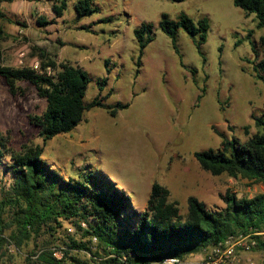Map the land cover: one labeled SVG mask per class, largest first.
I'll return each instance as SVG.
<instances>
[{
	"label": "rangeland",
	"instance_id": "rangeland-1",
	"mask_svg": "<svg viewBox=\"0 0 264 264\" xmlns=\"http://www.w3.org/2000/svg\"><path fill=\"white\" fill-rule=\"evenodd\" d=\"M63 1L66 10L58 17L53 7ZM77 1L1 2L0 12L6 19L0 18V25L8 34L2 43L3 63L12 68H35L39 61L33 47H41L58 63L69 62L89 73L86 103L112 91L108 104L130 106L116 118L102 109L86 112L74 131L45 144L30 116L42 115L47 101L25 82L19 84L26 89L25 95L12 96L0 78V138L8 141V147L19 152L24 145L41 146L44 161L65 179L101 172L141 213L146 211L154 183L169 190L170 202L178 203L185 217L190 197L218 212L226 208L227 193L248 198L263 194L264 184L226 174L213 176L194 156L219 149L221 134L247 142L258 132L252 116L264 115V83L257 80L253 63L263 57L260 38L264 28H257L256 16H247L234 6V0H92L100 12L78 20ZM183 13L194 22L204 17L210 21L201 52L181 29L177 54L171 39L159 28L162 14L177 21ZM39 17L51 24L40 27ZM143 23L154 25L155 36L140 59L134 31ZM254 44L259 58L253 52ZM104 79L107 86L101 92ZM11 165L9 157L0 164V199L11 194ZM11 217L10 210L5 218L10 222ZM87 229L88 224L78 228L70 221L54 233L45 228L21 249L8 245L3 264H40L38 256L31 254L42 248L60 251L54 247L69 252L64 264H74L70 257L96 264L91 252L70 251L66 246L72 238L103 255L95 237H85ZM13 230L10 227L5 235ZM251 257L255 264H264V252L256 251Z\"/></svg>",
	"mask_w": 264,
	"mask_h": 264
},
{
	"label": "trees",
	"instance_id": "trees-1",
	"mask_svg": "<svg viewBox=\"0 0 264 264\" xmlns=\"http://www.w3.org/2000/svg\"><path fill=\"white\" fill-rule=\"evenodd\" d=\"M3 1L0 0V3ZM170 1L181 3L186 0ZM66 6L63 1L61 5L53 7L58 17L63 16ZM234 6L247 16L255 15L257 28H264V0H234ZM75 11L77 19L81 20L99 13L100 9L92 0H79L75 4ZM0 18L6 19L1 12ZM7 21L14 23L12 19ZM37 23L45 27L51 21L39 17ZM154 28L152 23H143L134 31L140 59L154 41ZM159 28L171 39L177 54L180 53L177 43L181 29L194 39L201 52L208 38L210 21L204 17L194 22L184 13L175 21L168 14H162ZM7 36L0 25V78L5 81L12 96L25 95L26 89L19 85L25 82L35 87L39 97L47 101L42 115L30 116L31 123L40 129L45 144L59 135L74 131L84 121L86 112L102 109L116 118L120 111L129 108V104H108L106 101L112 91L86 103L91 82L89 73L69 62L58 63L41 47H33V55L39 61L37 69L6 66L3 63L2 43ZM260 45L263 57L253 64L257 80L264 83V37L260 38ZM256 47L254 44L253 52L259 58ZM105 64L108 67L109 61ZM107 71L111 73L109 67ZM192 73L196 74V70ZM106 86L107 79H104L101 92ZM201 98L199 96L198 100ZM252 118L258 132L247 142L236 137L228 139L221 134L223 141L219 149L194 154L204 171L213 176L226 174L233 179L242 178L264 184V115H253ZM6 157L12 161L9 168L14 181L9 197L0 199V264L4 262L8 245L21 249L26 242L38 238L45 228L54 233L65 221L74 222L78 228H81V222L88 224L85 237H96L103 255L94 253L88 245L72 238H69L66 246L70 251L91 252L96 264H152L169 257L185 258L232 235L246 234L251 229L264 232V193L252 198L227 193L224 198L226 208L218 212L208 209L197 198L190 197L185 217L178 203L170 202L169 190L154 183L146 211L141 213L134 209L130 197L101 172L83 174L79 179H65L44 161L41 146L24 145L19 152H15L8 147L6 139L0 138V164ZM10 210L12 217L8 222L5 216ZM12 226L14 230L7 237L6 230ZM54 248L63 252L61 259L55 257V250L48 248H42L31 256H38L40 264H64L69 252L61 247ZM256 251L264 252V240L261 238ZM124 256L127 257L126 261H123ZM70 260L74 264H88L76 257H70Z\"/></svg>",
	"mask_w": 264,
	"mask_h": 264
},
{
	"label": "built area",
	"instance_id": "built-area-1",
	"mask_svg": "<svg viewBox=\"0 0 264 264\" xmlns=\"http://www.w3.org/2000/svg\"><path fill=\"white\" fill-rule=\"evenodd\" d=\"M37 68L38 66L35 67V69ZM81 226L87 228L85 222H82ZM259 238L264 240V232H255L251 229L246 234L240 233L229 236L227 239L204 249L200 253L185 258L169 257L152 264H255L251 255L256 252ZM97 241L98 239L95 237L94 242ZM54 255L57 259H61L63 252L55 251ZM126 260L127 257L124 256L123 261Z\"/></svg>",
	"mask_w": 264,
	"mask_h": 264
}]
</instances>
